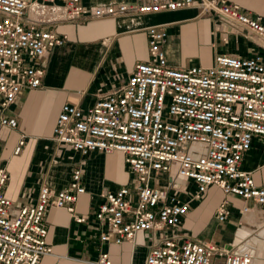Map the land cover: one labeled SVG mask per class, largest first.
<instances>
[{
  "label": "built area",
  "instance_id": "built-area-1",
  "mask_svg": "<svg viewBox=\"0 0 264 264\" xmlns=\"http://www.w3.org/2000/svg\"><path fill=\"white\" fill-rule=\"evenodd\" d=\"M196 9L255 37L260 48L250 57L221 53L210 66L169 65L165 25L147 28L149 60L135 65L125 85L103 95L87 110L65 104L51 140L82 157L121 153L130 185L108 191L93 209L101 244H134L139 234L162 233L145 264H255L250 252L212 243L178 239L166 231L180 227L193 202L211 187L224 198L215 217L231 215L229 197L264 206V188L253 172L242 169L255 139L264 138V17L227 0H137L135 3L86 8L82 0H0V131L15 130L12 112L24 90H36L45 77L44 59L67 37L56 29L75 18H117ZM226 41V39H225ZM26 136L14 151L22 153ZM264 170V165L260 167ZM83 166L76 167L67 188L40 187L37 202L12 214L5 193L11 179L0 164V264H39L53 254L45 222L50 206L65 209L78 224L76 205L86 192ZM178 178L195 185L189 199ZM249 207H243L246 213ZM93 264H113L101 251Z\"/></svg>",
  "mask_w": 264,
  "mask_h": 264
},
{
  "label": "crops",
  "instance_id": "crops-1",
  "mask_svg": "<svg viewBox=\"0 0 264 264\" xmlns=\"http://www.w3.org/2000/svg\"><path fill=\"white\" fill-rule=\"evenodd\" d=\"M137 0H82L86 8H100L135 3ZM243 10L264 17V0H227ZM165 25L168 41L164 50L169 65L182 68L190 65L210 66L214 63L215 50L207 63L192 64L185 53L174 54L179 36L217 35L234 41L237 48L225 53L252 56L261 42L211 15L201 16L196 9L165 12L151 15H125L117 18H73L56 29L67 42L52 49L44 59L45 77L36 90H24L12 112L19 120L18 128L0 131V164L6 165L11 179L5 189L13 202L12 214L23 206L37 202L40 187L47 184L54 192L68 187L76 167L83 166V184L86 192L76 205L79 216L89 217L88 223L78 224L65 209L50 206L45 222L48 227L47 242L53 254L45 256L39 264H93L101 251L110 254L113 264H145L150 248L162 233L145 232L137 236L134 244L125 242L101 244L92 220L93 209L108 191L130 185L123 154L93 153L82 157L67 145L51 140L62 107L75 104L83 110L95 104L103 95L122 88L134 67L149 60L147 28ZM199 33V34H197ZM244 38L245 48L239 47ZM185 45V38L183 41ZM226 42V41H225ZM182 46V45H181ZM202 61V60H201ZM22 136L26 144L19 155L14 151ZM264 138L255 139L253 148L246 154L242 169L253 172L256 184L264 188ZM185 187V198L195 191L194 183L178 178ZM218 187H211L200 202H193L190 213L174 231L179 242L193 239L198 242L225 246L237 251L250 252L255 264H264V206L239 198L229 197L231 215L224 223L216 220V209L224 198ZM212 201L208 209L204 205ZM249 207L243 213V207ZM255 234L256 232H259Z\"/></svg>",
  "mask_w": 264,
  "mask_h": 264
},
{
  "label": "rangeland",
  "instance_id": "rangeland-1",
  "mask_svg": "<svg viewBox=\"0 0 264 264\" xmlns=\"http://www.w3.org/2000/svg\"><path fill=\"white\" fill-rule=\"evenodd\" d=\"M199 34V33H197ZM224 34H218L217 37L215 35H205L204 33L199 35H192L190 32H185L184 36H181V33H178L179 40L178 44L180 45L178 48H174V54L183 52L185 53V58L189 59V62H192V64H197L196 62H204L207 63L209 56L212 52L218 51V54L225 53L231 49L237 48L234 41L230 38L229 41L228 38L226 39ZM185 38V45L183 46V41ZM226 39V42H225ZM244 38L240 40L239 47L241 49L245 48ZM182 45V46H181ZM202 60V61H201ZM253 148V145H252ZM212 201H207L204 203L205 206L208 207V209L212 206ZM259 232H256L255 234H258ZM258 260L261 262H264V256L258 257Z\"/></svg>",
  "mask_w": 264,
  "mask_h": 264
}]
</instances>
